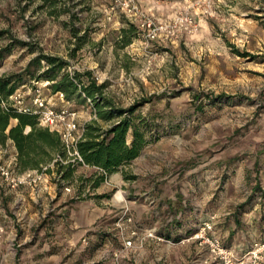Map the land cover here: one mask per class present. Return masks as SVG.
<instances>
[{
	"label": "rangeland",
	"instance_id": "1",
	"mask_svg": "<svg viewBox=\"0 0 264 264\" xmlns=\"http://www.w3.org/2000/svg\"><path fill=\"white\" fill-rule=\"evenodd\" d=\"M133 5L169 30L148 40L127 14ZM186 14L197 30L176 22ZM126 21L137 34L124 46ZM0 29V76L56 55L71 74L91 70L106 82L119 107L140 104L135 114L152 123L149 144L122 167L135 178L92 189L93 178L52 168L47 181L25 185V201L8 209L17 233L0 211V264H25L38 234L46 264H222L207 238L237 253L234 245L263 240L264 0H0ZM39 81L50 102L78 111L81 126L95 117L93 100L62 101ZM44 184L52 190L40 195ZM204 222L211 228L196 235ZM133 228L138 237L126 247Z\"/></svg>",
	"mask_w": 264,
	"mask_h": 264
},
{
	"label": "trees",
	"instance_id": "2",
	"mask_svg": "<svg viewBox=\"0 0 264 264\" xmlns=\"http://www.w3.org/2000/svg\"><path fill=\"white\" fill-rule=\"evenodd\" d=\"M126 24L127 26L121 27L119 40L124 46L130 44L137 34V27L133 22L126 21ZM5 32L6 30L0 29V37ZM3 56L0 51V59ZM43 61L46 67L42 71L32 70L41 68ZM68 63L65 58L40 53L31 58L23 73L0 76V145L6 146L8 141L14 143L17 149L14 168L19 173L31 169L40 170L44 165L53 163V168L60 177L69 179L72 176L76 166L63 164L57 158L59 155L66 156L58 132L40 125L36 115L4 110L1 107L2 100L20 85L32 79H44L49 82V87L54 93L63 92L67 101L85 102L87 98L93 100L95 117L84 123L78 150L85 163L96 167L97 171L82 179L93 178V186H97L119 170L125 178H135L128 176L122 167L139 156L149 144L152 123L147 117L135 114L140 104L127 108L119 107L114 100L105 96L106 82L99 83L91 70H75L71 74L66 70ZM26 75H29L31 80L26 79ZM12 119H16L17 123L11 126ZM129 134L130 141L127 140ZM52 171L51 167L46 169L47 173Z\"/></svg>",
	"mask_w": 264,
	"mask_h": 264
},
{
	"label": "built area",
	"instance_id": "3",
	"mask_svg": "<svg viewBox=\"0 0 264 264\" xmlns=\"http://www.w3.org/2000/svg\"><path fill=\"white\" fill-rule=\"evenodd\" d=\"M127 12L129 17L144 32L148 40L156 39L162 32L169 30V24L156 22L152 17L139 10L137 6L133 5L129 7ZM180 20L186 24L190 32L197 30L198 24L190 15L186 14L178 18L176 22ZM43 86L44 84L41 81L32 79L30 82L17 87L10 95L3 99L1 107L4 110L36 115L40 125L58 132L66 156L59 155L57 158L63 164L70 163L72 166H89L85 163L78 150V143L84 131V127L78 122V111L66 105L56 106L50 102L44 95ZM55 94L62 101H65L63 92L58 91ZM87 99L91 101V98ZM48 167L53 168V163L43 166L40 170L31 169L19 173L0 161V175L12 189L18 188L20 185L34 188L47 181L46 169ZM58 177H60V174ZM65 188L70 190L69 186H65ZM126 219L130 222L132 221V216H126ZM210 228V223L204 222V226L199 232L200 234L196 233V235L204 236L205 230ZM146 231L147 236L152 235L148 230ZM4 232V225L0 221V243ZM137 234V229L133 228L128 238H125L124 245L131 247L134 239L138 237ZM207 241L210 243L216 258L220 259L222 264H264V241L254 243L242 255H239L231 246H225L218 240L207 238ZM140 243L142 244V240Z\"/></svg>",
	"mask_w": 264,
	"mask_h": 264
},
{
	"label": "crops",
	"instance_id": "4",
	"mask_svg": "<svg viewBox=\"0 0 264 264\" xmlns=\"http://www.w3.org/2000/svg\"><path fill=\"white\" fill-rule=\"evenodd\" d=\"M85 121H87V120H85ZM16 123H17L16 119L11 120V126L15 125ZM26 131H28V128L26 129ZM130 138H131V136L129 134L127 136V140L130 141ZM16 154H17V149H16V146L14 145V143L12 141H8L6 146L0 145V161L4 164L9 165L14 170H15L14 167H15ZM140 155H141V153H140ZM139 156H137L136 158H138ZM136 158H134L130 162H133ZM129 163H127V164H129ZM47 165H49V164H47ZM96 171H97V168L94 166H87L86 167V166L78 165V168L74 172L80 173L79 176L88 177L89 175H92ZM113 176H119V177L124 178V175H123L121 170L112 173L109 177H113ZM102 185H103V182H101L97 186H94L92 189H98ZM24 186L25 185H20V186H18V188H15V189L9 188L8 184L3 180L2 176L0 175V211L2 210V212H1V214L3 216L2 220L6 225L7 231L8 230L11 231L10 234L17 233V230L15 231L14 226L16 227V229H18L19 224L16 222V219L13 217V215L10 213V210H8V209L11 206L13 207L14 204L17 202V200L20 199V197L25 201V194L23 193ZM39 190H40L39 191L40 195H41V193L43 195V193L46 191H48V193H50L52 190V185L51 184H49V185L44 184ZM24 201H23V203H24ZM12 212H13V210H12ZM36 213L37 212H35V214ZM98 215L99 214L95 210L93 215H89V216H87V218L89 221H92V219H95L96 216H98ZM263 237L264 236H262V235L260 236V238H263ZM44 240L46 241L47 238L44 236H41V234L37 235L36 241L31 244L32 248L29 250V252L26 251L24 254L26 257V258H24L25 264H44V263L46 264V262H44V260H42V258L44 257V254H47V252L43 251L44 246H42V243H43L42 241H44ZM261 241H264V238ZM261 241H258V242H261ZM234 247L238 248V250H239L238 254L242 255L251 246L244 247V246H237V245L235 246L234 245ZM39 251H43V252H40V253H43V255L40 254ZM29 253H32V256L29 257V259H28V257L26 255Z\"/></svg>",
	"mask_w": 264,
	"mask_h": 264
}]
</instances>
